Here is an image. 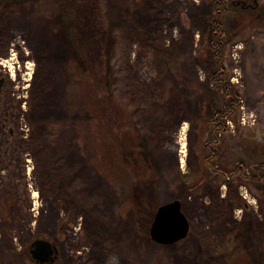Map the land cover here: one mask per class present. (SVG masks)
Masks as SVG:
<instances>
[{
  "label": "rangeland",
  "instance_id": "rangeland-1",
  "mask_svg": "<svg viewBox=\"0 0 264 264\" xmlns=\"http://www.w3.org/2000/svg\"><path fill=\"white\" fill-rule=\"evenodd\" d=\"M9 51L65 159L63 187L0 220V264H38L34 239L48 264H264V0H0ZM173 199L189 232L163 246Z\"/></svg>",
  "mask_w": 264,
  "mask_h": 264
},
{
  "label": "flooded vegetation",
  "instance_id": "flooded-vegetation-1",
  "mask_svg": "<svg viewBox=\"0 0 264 264\" xmlns=\"http://www.w3.org/2000/svg\"><path fill=\"white\" fill-rule=\"evenodd\" d=\"M1 72L2 70H0V220L10 227L17 223L22 209L29 207L28 210L31 208L30 211H34L36 203L41 206L42 201H47V192L53 186L63 187L62 175L53 176L52 169L54 163L65 157L64 154L53 151L51 126L37 122L34 109L31 108L29 111L24 107L31 92V84H27V90L24 89L26 78L23 75L26 72L22 74L24 81L20 78L21 81L17 84L19 93L16 98L13 97L12 91L15 84L9 81L11 76L9 70L6 69L5 74ZM44 119L47 121L48 117ZM73 163L68 167H73ZM37 214L38 209L32 216L36 217ZM25 216L30 219L29 215ZM37 240L40 239H34L28 246L29 255L32 244Z\"/></svg>",
  "mask_w": 264,
  "mask_h": 264
},
{
  "label": "water",
  "instance_id": "water-1",
  "mask_svg": "<svg viewBox=\"0 0 264 264\" xmlns=\"http://www.w3.org/2000/svg\"><path fill=\"white\" fill-rule=\"evenodd\" d=\"M189 232V224L178 200L160 206L153 218L149 235L157 244L166 246L183 240ZM54 254L50 242L37 240L32 244L30 256L39 264H48Z\"/></svg>",
  "mask_w": 264,
  "mask_h": 264
},
{
  "label": "bare ground",
  "instance_id": "bare-ground-1",
  "mask_svg": "<svg viewBox=\"0 0 264 264\" xmlns=\"http://www.w3.org/2000/svg\"><path fill=\"white\" fill-rule=\"evenodd\" d=\"M10 52L11 51H9V53H7L5 55V57H4L5 60H2L3 62H0V66L9 70V72L11 73V78L13 79V81L16 80L15 85L20 83L19 81H21L22 74L25 71L26 73H24L23 76H26V80H25L26 87L24 89L27 90V88H28L27 84H29V82H30V77H31L30 71L32 69L33 64L31 62L25 61L24 57L27 55V53H25L24 56H19L17 58V61H16V58ZM22 68H23V70H22ZM184 127H185V125L183 124V126L180 128L181 132H183ZM184 146H185V143L181 139V143H180V148H181L180 153L181 154L185 153ZM183 162H184L183 158H180L179 163L182 164ZM34 196L36 197L37 194L35 193Z\"/></svg>",
  "mask_w": 264,
  "mask_h": 264
},
{
  "label": "built area",
  "instance_id": "built-area-1",
  "mask_svg": "<svg viewBox=\"0 0 264 264\" xmlns=\"http://www.w3.org/2000/svg\"><path fill=\"white\" fill-rule=\"evenodd\" d=\"M244 119H245V118H242V121H245ZM242 121H241V122H242Z\"/></svg>",
  "mask_w": 264,
  "mask_h": 264
},
{
  "label": "trees",
  "instance_id": "trees-1",
  "mask_svg": "<svg viewBox=\"0 0 264 264\" xmlns=\"http://www.w3.org/2000/svg\"><path fill=\"white\" fill-rule=\"evenodd\" d=\"M106 92H108V91H106ZM142 209V208H141Z\"/></svg>",
  "mask_w": 264,
  "mask_h": 264
}]
</instances>
